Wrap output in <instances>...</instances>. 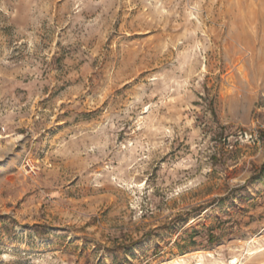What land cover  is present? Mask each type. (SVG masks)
I'll return each mask as SVG.
<instances>
[{"label": "rangeland", "instance_id": "374dc122", "mask_svg": "<svg viewBox=\"0 0 264 264\" xmlns=\"http://www.w3.org/2000/svg\"><path fill=\"white\" fill-rule=\"evenodd\" d=\"M0 264H264V0H0Z\"/></svg>", "mask_w": 264, "mask_h": 264}, {"label": "built area", "instance_id": "2783aa9c", "mask_svg": "<svg viewBox=\"0 0 264 264\" xmlns=\"http://www.w3.org/2000/svg\"><path fill=\"white\" fill-rule=\"evenodd\" d=\"M23 164L24 167H27L31 172H34V165L29 159H26Z\"/></svg>", "mask_w": 264, "mask_h": 264}]
</instances>
